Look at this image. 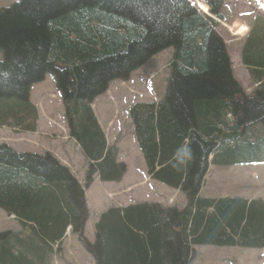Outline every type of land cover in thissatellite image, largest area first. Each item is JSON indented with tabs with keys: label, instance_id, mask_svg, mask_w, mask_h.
Returning a JSON list of instances; mask_svg holds the SVG:
<instances>
[{
	"label": "trees",
	"instance_id": "obj_1",
	"mask_svg": "<svg viewBox=\"0 0 264 264\" xmlns=\"http://www.w3.org/2000/svg\"><path fill=\"white\" fill-rule=\"evenodd\" d=\"M204 1L222 18L223 0ZM216 25L188 0H17L0 9V126L12 120L35 131L30 88L50 74L68 136L86 161L82 185L49 152L0 144V210L21 227L0 232V264H44L62 252L68 227L93 264H192L198 245L264 248L263 200L199 195L210 164L264 163V136L247 135L254 124L264 127L263 51L244 54L258 85L248 95L232 76ZM167 48L165 94L132 104L128 115L147 175L181 191L186 205L108 207L91 243L85 189L95 178L119 182L126 172L92 102Z\"/></svg>",
	"mask_w": 264,
	"mask_h": 264
},
{
	"label": "rangeland",
	"instance_id": "obj_2",
	"mask_svg": "<svg viewBox=\"0 0 264 264\" xmlns=\"http://www.w3.org/2000/svg\"><path fill=\"white\" fill-rule=\"evenodd\" d=\"M16 1L0 0V9L10 6ZM188 1L200 14L207 16L196 7L192 0ZM219 13L222 14V18L215 17L218 22H216L217 25L214 27V31L223 41L230 61L232 76L243 90L251 92L258 85L257 81L251 78V68L245 62L244 54L260 48L264 52V0H224ZM238 20L248 28V33L245 32L241 38L232 36L221 24L231 25L234 22H239ZM163 51L160 55H156V59L162 60L160 64H148L146 68H141V66V69L136 70L137 72L131 73L130 77H132L126 83L120 80L110 82L109 92L95 99L94 104L92 102L95 111H99V115L108 121L106 129L110 144L113 143L115 146L117 140L124 139V143L120 147L121 158L128 161L130 167L128 175L131 174L136 177L135 179L132 176L128 177V179H133L132 183L140 182L143 178L139 176L146 175L147 171L144 160L138 152L128 110L134 103H150L151 100L158 102L165 94L167 80L170 76L169 63L173 48H167ZM263 52L260 53L264 57ZM154 61L152 60V63ZM30 101L39 105L40 116H42L41 121L43 122L44 119L45 123L55 131L46 132L43 129L40 132L44 134H28L22 130V127L15 126L12 120H9L4 126H0V144L6 143L18 153L44 154L48 151H55L56 148L67 155L64 157L67 161H69L68 157L75 159L74 163L76 162V165L80 168L79 171L83 169L84 156L77 154L78 145L73 143L68 136L61 99L50 74H46L42 82L32 86ZM41 103L42 105H40ZM109 108L112 109V113L108 112ZM24 117L27 118L25 125L32 122L31 112L24 114ZM57 129L61 131L59 135H57ZM20 132L26 133L20 134ZM247 135L250 139L257 140L264 136V127L261 124H254L247 130ZM28 138H34L35 141H30ZM54 141H58V144ZM128 183L127 179L121 182L106 183L96 179L86 189L92 215L95 216L98 212H102L104 207L107 208L113 203L126 204L130 200L153 201L154 198L165 203L166 199L168 197L171 199L173 195H175L174 202H171L170 205L178 209L186 205V197L179 190L174 192L172 189H167L165 186L151 181V184L138 186L132 193H127L126 186ZM199 195L202 198L217 199L225 196L242 197L248 200L259 198L264 201V164H247L234 167L212 166L211 171L206 175L205 185ZM88 214L91 216L89 212ZM20 229L18 221L10 218L0 210V232L6 230L18 232ZM71 235L69 233L68 236L72 238ZM85 235H87L89 242H93L94 230H92V233H85ZM71 242L72 240H68L65 243L69 247L64 246L62 254L60 253L57 256L49 254L44 259V264H90L88 257L92 261L91 264H93L92 257L84 251L82 244ZM193 249L192 264H264L263 249L205 245L194 246Z\"/></svg>",
	"mask_w": 264,
	"mask_h": 264
},
{
	"label": "crops",
	"instance_id": "obj_3",
	"mask_svg": "<svg viewBox=\"0 0 264 264\" xmlns=\"http://www.w3.org/2000/svg\"><path fill=\"white\" fill-rule=\"evenodd\" d=\"M239 21V20H238ZM233 22V21H232ZM240 23H243V22H241V21H239ZM247 33H248V31H246ZM234 37H238V38H241L242 36H234ZM164 51H161L160 53H158L157 55H160L161 53H163ZM157 58V56L155 55V56H153L147 63H145L141 68H146V65H148V64H150V65H153V64H160L161 63V59H156ZM152 60H155L153 63H152ZM149 65V66H150ZM141 68H139V69H141ZM158 69H160V68H158ZM137 72V71H136ZM135 72V73H136ZM135 73H133V74H135ZM132 74V75H133ZM132 77V76H131ZM131 77H129V80L131 79ZM31 94H32V87H31V90H30V97H31ZM98 97H100V96H98ZM98 97H96L95 99H97ZM41 98V97H40ZM39 98V99H40ZM95 99H94V101H95ZM94 101H93V104H94ZM38 102H39V100H38ZM149 102H156L155 100H151V101H149ZM32 104L34 105V107L37 109V121H36V129H35V132H27L28 134H36V135H38L39 133H41V134H44L43 132H40V131H43V129H45V131L46 132H52V131H55V129H52L51 127H49V125L47 124V123H45V120L43 119V122L41 121V117L42 116H40V111H39V105L37 104V103H34V102H32ZM40 105H42V103L40 104ZM93 107V111H94V113H95V115H96V118H97V120H98V123H99V125H100V127H101V129L103 130V132H104V134H105V137H106V142H107V146H111V145H114L113 143L112 144H110V142H109V140H108V137H107V123H108V121H107V119H103L100 115H99V111L98 112H96L95 111V109H94V105L92 106ZM108 112H110V113H112V109L111 108H109L108 109ZM102 116H104V115H102ZM111 128V127H110ZM57 131V135H59L60 134V132L61 131H59V129H57L56 130ZM64 132V131H63ZM26 132H20V134H25ZM28 140H30V141H35V139L34 138H28ZM73 143H75L73 140H71ZM54 142H56L57 144H58V141H54ZM55 143V144H56ZM124 143V139L122 140V139H120V140H117V145H115L116 146V148H117V150H118V154H117V160L119 161V162H122V163H124L125 164V166H126V172H125V174H124V176H123V178L121 179V181L122 180H124V179H127L128 181H129V183L127 184V186H126V192L127 193H132L134 190H136V188L138 187V186H144V185H147V184H151V181H153L154 183H159V182H156V181H154V180H152V179H150L149 178V176L146 174H142L141 176H139L140 178H143V179H141V181L140 182H138V183H132V181H133V179H135L136 177H134V176H132L131 174H129L128 175V173H129V170H130V167H129V164L127 163L128 161L127 160H124V159H122L121 158V149H120V147H121V145ZM76 144V143H75ZM77 145V144H76ZM55 151H48L50 154H52L62 165H64L65 167H67L68 169H69V171L71 172V174L79 181V183L80 184H82L83 183V177H84V173H85V170H86V162H85V159H84V168L83 169H81L80 171H79V167L76 165V162L74 163V161H75V159H72V157H68L69 158V161H67L64 157H66L67 155H65V153H63V152H61V151H59L58 149H54ZM138 152H139V150H138ZM78 155L79 154H82L81 153V151H80V149H79V147H78V153H77ZM135 154H137V152H135ZM139 154H140V152H139ZM141 155V154H140ZM138 156V155H137ZM139 158V157H138ZM72 164H71V163ZM218 167H224V166H218ZM227 167H234V166H227ZM211 168L212 167H210L209 168V171H211ZM129 176H132L133 177V179H128V177ZM97 178H95L94 179V181H93V183L95 182V180H96ZM121 181H119V182H121ZM205 182H206V177H205V181H204V184H203V186L205 185ZM106 183V182H105ZM159 184H161V183H159ZM161 185H163V184H161ZM163 186H165L167 189H172V188H170V187H168V186H166V185H163ZM203 186H202V188H203ZM90 187V186H89ZM201 188V189H202ZM88 189V188H87ZM174 192H176V191H178V190H175V189H172ZM173 196H175V195H173ZM172 197V196H171ZM225 197V196H224ZM170 197H168L167 199H166V201H165V203H163L162 201H158V200H156L155 198H154V200L153 201H151V200H148V201H144V200H142V201H138V200H130L129 202H127L126 204H122V203H113L111 206H118V207H125V206H128V205H132V204H135V203H141V202H148V203H159L160 205H162V206H172V205H170L169 203H167L168 201V199H169ZM85 200H86V205H87V209H88V212L91 214V216H89L88 217V219H87V221L85 222V225H84V234L85 233H92V230H93V228H92V225L94 224V222H96L97 221V217H98V215L100 214V213H102L104 210H106L108 207H111V206H108L107 208L106 207H104L103 209V211L102 212H98L97 214H95V216H93L92 215V213H91V210H90V207H89V199H88V193H87V190L85 189ZM183 205V204H182ZM183 207V206H182ZM10 218H13V217H10ZM14 219V218H13ZM15 220V219H14ZM13 231V230H12ZM15 232H17V231H15ZM66 234H65V236L63 237V239H62V244H61V248H62V252H63V247L64 246H67V247H69V245H65V243L66 242H68V240H72V242L71 243H75V242H77V240H76V238L73 236V235H71V237L72 238H70L68 235H69V231H67V232H65ZM85 237L88 239V237H87V235H85ZM89 240V239H88ZM263 250H264V248H263ZM62 252H61V254H62ZM88 260L90 261V264H91V259L88 257Z\"/></svg>",
	"mask_w": 264,
	"mask_h": 264
},
{
	"label": "bare ground",
	"instance_id": "obj_4",
	"mask_svg": "<svg viewBox=\"0 0 264 264\" xmlns=\"http://www.w3.org/2000/svg\"><path fill=\"white\" fill-rule=\"evenodd\" d=\"M197 8L205 14H210L208 6L199 1V0H192ZM227 30L230 31L232 36H243L245 32L248 30L247 26L240 22H234L231 25H226L225 23H221Z\"/></svg>",
	"mask_w": 264,
	"mask_h": 264
},
{
	"label": "water",
	"instance_id": "obj_5",
	"mask_svg": "<svg viewBox=\"0 0 264 264\" xmlns=\"http://www.w3.org/2000/svg\"><path fill=\"white\" fill-rule=\"evenodd\" d=\"M212 158V155L211 156H209V159H211Z\"/></svg>",
	"mask_w": 264,
	"mask_h": 264
}]
</instances>
